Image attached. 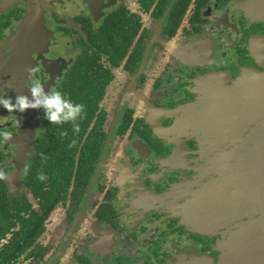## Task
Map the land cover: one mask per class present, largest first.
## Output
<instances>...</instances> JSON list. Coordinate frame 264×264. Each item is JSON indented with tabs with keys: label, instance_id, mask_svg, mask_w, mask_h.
<instances>
[{
	"label": "flooded vegetation",
	"instance_id": "af4514ba",
	"mask_svg": "<svg viewBox=\"0 0 264 264\" xmlns=\"http://www.w3.org/2000/svg\"><path fill=\"white\" fill-rule=\"evenodd\" d=\"M246 1L0 0V94L14 102L34 76L85 106L59 124L42 107L0 106L12 133L0 142V264L221 255L238 222L208 225L191 204L193 186H226L227 168L212 171L186 110L205 79L264 73V22Z\"/></svg>",
	"mask_w": 264,
	"mask_h": 264
},
{
	"label": "water",
	"instance_id": "95a60500",
	"mask_svg": "<svg viewBox=\"0 0 264 264\" xmlns=\"http://www.w3.org/2000/svg\"><path fill=\"white\" fill-rule=\"evenodd\" d=\"M245 9L264 22V0H248ZM199 91L186 118L203 130L212 171L226 166L228 177L226 186H193L191 208L208 225L237 221L238 232L219 257L182 253L169 264H264V73L250 71L236 82L213 76Z\"/></svg>",
	"mask_w": 264,
	"mask_h": 264
},
{
	"label": "clouds",
	"instance_id": "9594fccd",
	"mask_svg": "<svg viewBox=\"0 0 264 264\" xmlns=\"http://www.w3.org/2000/svg\"><path fill=\"white\" fill-rule=\"evenodd\" d=\"M28 89L27 95H17L13 102L12 97H5L0 94V106L9 112L24 113L28 109H36L42 107L45 118L53 124L74 120L77 116H81L85 106L81 103H72L69 99H65L62 92L56 89H50L47 94L44 92V85L39 78L32 77L25 85ZM29 96L31 99H29ZM19 125V121H17ZM74 133H79V124L74 125ZM67 135V133H62ZM12 133L6 129H0V142L10 140ZM75 141L69 145L72 147ZM29 169L26 166L24 174L27 175ZM6 172H0V180H4ZM40 181H45L47 177L43 173H39L36 177Z\"/></svg>",
	"mask_w": 264,
	"mask_h": 264
}]
</instances>
